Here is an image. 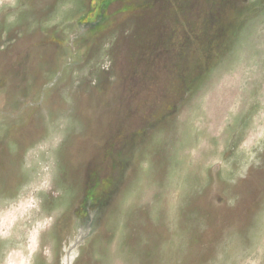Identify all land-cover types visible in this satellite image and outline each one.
<instances>
[{
  "label": "rangeland",
  "instance_id": "374dc122",
  "mask_svg": "<svg viewBox=\"0 0 264 264\" xmlns=\"http://www.w3.org/2000/svg\"><path fill=\"white\" fill-rule=\"evenodd\" d=\"M20 255L264 264V0H0V264Z\"/></svg>",
  "mask_w": 264,
  "mask_h": 264
},
{
  "label": "bare ground",
  "instance_id": "6f19581e",
  "mask_svg": "<svg viewBox=\"0 0 264 264\" xmlns=\"http://www.w3.org/2000/svg\"><path fill=\"white\" fill-rule=\"evenodd\" d=\"M18 257H19V259H17V261L19 260L18 263H19V264H22V257H21V255L18 256ZM16 258H17V257H16ZM14 260H15V259H14ZM68 262H69V261H66V263H68Z\"/></svg>",
  "mask_w": 264,
  "mask_h": 264
}]
</instances>
